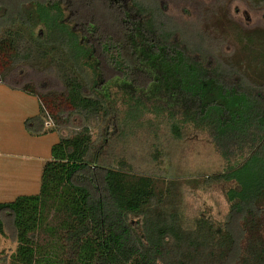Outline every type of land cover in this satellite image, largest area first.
Returning a JSON list of instances; mask_svg holds the SVG:
<instances>
[{
  "label": "trees",
  "instance_id": "1",
  "mask_svg": "<svg viewBox=\"0 0 264 264\" xmlns=\"http://www.w3.org/2000/svg\"><path fill=\"white\" fill-rule=\"evenodd\" d=\"M157 18L136 0H0V35L40 27V51L56 55L43 71L74 108L105 122L98 146L88 126L61 136L38 194L0 202V233L10 226L17 242L12 264H264L262 87ZM21 90L41 104L31 84ZM151 114L177 136L188 124L211 133L226 163L213 177L235 183L226 218L201 212L186 227L152 176L105 164L123 122ZM25 125L37 135L45 120L38 114Z\"/></svg>",
  "mask_w": 264,
  "mask_h": 264
},
{
  "label": "rangeland",
  "instance_id": "2",
  "mask_svg": "<svg viewBox=\"0 0 264 264\" xmlns=\"http://www.w3.org/2000/svg\"><path fill=\"white\" fill-rule=\"evenodd\" d=\"M136 1L156 8L160 22L183 28L189 41L198 46L202 42L213 61L235 64L251 85L252 81L261 85L264 92V0ZM40 31V27L23 26L12 29L8 37L0 35L6 38L0 47V78H4L0 82V202L39 193L51 148L62 135L72 136L88 126L98 146L105 133L104 117L74 108L55 74L43 71L52 66L50 58L56 55L43 56L37 42ZM26 84L42 96L41 104L36 95L21 90ZM38 114L45 126L35 135L25 128V121ZM122 127L103 152L105 164L152 176L158 191L174 200L186 227L201 212L226 218L230 204L225 192L235 183L213 177L225 170L226 163L210 132L188 124L181 126L177 136L170 123L156 114L123 122ZM7 232L0 233V264H12L17 248L10 226ZM39 239L42 245L48 238L40 235Z\"/></svg>",
  "mask_w": 264,
  "mask_h": 264
}]
</instances>
